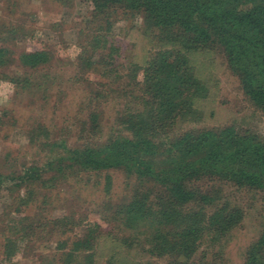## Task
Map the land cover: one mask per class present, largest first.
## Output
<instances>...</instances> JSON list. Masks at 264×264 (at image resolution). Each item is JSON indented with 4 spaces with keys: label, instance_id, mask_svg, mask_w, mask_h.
I'll return each mask as SVG.
<instances>
[{
    "label": "trees",
    "instance_id": "16d2710c",
    "mask_svg": "<svg viewBox=\"0 0 264 264\" xmlns=\"http://www.w3.org/2000/svg\"><path fill=\"white\" fill-rule=\"evenodd\" d=\"M88 1L91 11L79 31L70 79L87 85L86 95L73 104L76 113L58 127L32 113L23 124L6 111L0 115V133L18 125L30 147L43 152L40 162L0 164V189L17 194L0 231L3 260L10 261L21 245L33 242L43 249L48 238L55 243L52 264H97L104 235L141 257L127 263L114 250L103 264H215V258L193 257L204 241L211 246L222 241L244 216L223 192L226 186L254 191L264 203V136L234 124H197L210 85L196 58L219 53L247 100L264 113V0ZM138 16L141 33L157 48L142 62L129 59L109 35L117 18ZM49 57L44 49L15 53L1 43L0 71L16 95L46 94L56 83L40 71L49 67ZM12 64L28 71L9 75ZM96 70L102 82L92 88L89 77ZM108 103L110 121L101 110ZM77 124L79 135L97 142L69 143L67 134ZM108 170L121 171L131 185L111 210L109 231L74 213L55 218L43 212L50 199L44 190ZM75 226L84 227L83 233L71 235ZM41 256L46 258L43 251ZM242 264H264V230L244 251Z\"/></svg>",
    "mask_w": 264,
    "mask_h": 264
},
{
    "label": "rangeland",
    "instance_id": "374dc122",
    "mask_svg": "<svg viewBox=\"0 0 264 264\" xmlns=\"http://www.w3.org/2000/svg\"><path fill=\"white\" fill-rule=\"evenodd\" d=\"M90 11L91 5L88 0H70L66 4L53 0H0V42L15 53L22 49L48 51L49 67L40 71L49 72L50 77L56 78V83L46 94L40 92L32 94L30 91V94L16 95L14 84L3 77L5 70L0 71V115L6 111L7 115L16 116L22 123L32 113L40 116L47 125L56 124L57 127L66 123L67 118L71 119L77 111L74 109V102H78L87 93L85 82L75 83L70 79L76 71L72 62L79 52L77 45L81 38L79 31L85 26L84 18ZM140 25H142L140 16L128 20L117 18L112 22L109 33L111 38L122 46L124 54L137 62H142L157 49L154 41L141 33ZM196 62L202 78L209 81L210 85L208 98L200 102L204 114L197 124L200 126L234 124L264 136V113L247 100L240 89L237 77L229 71L224 58L215 51H208L198 54ZM24 71L28 70L12 64L6 73L20 74ZM89 79L92 88L100 87L99 82H102V79L97 70L91 72ZM32 100L37 102V108L31 106ZM101 106L103 119L110 121L113 116L112 105L108 103ZM67 136L69 143L97 142L95 137L91 138L85 133L79 135V124L74 126ZM42 153L36 147H30L26 132L18 125L11 129L7 128L6 134L0 133L1 165L18 168L24 162L27 164L33 161L40 162ZM106 176H109V182L106 181ZM79 177L78 183L73 182L75 181L73 179L71 183H60L54 188L44 190L50 199L44 204L43 212L55 218L74 213L76 218H85L84 223L97 222L104 232L109 231L112 224L111 210L116 203L122 202L128 196L130 180L119 170L87 173ZM226 187L223 192L228 195L231 204L243 209L244 216L222 241L215 243L214 246L204 241L193 257L194 260L205 255L209 259L215 258L213 259L215 264H242L244 251L264 230V203L257 193ZM16 197V193L13 194L6 188L0 189V231L7 220L4 214L12 210ZM36 199L37 197L35 201ZM106 201L111 202L112 207L106 206ZM83 231L84 227L75 226L71 235H80ZM109 237L103 235L100 238L96 254L97 264H103L108 256L115 253L116 256L123 257V261L127 263L140 259L141 256L135 252L136 250L128 252L116 244L112 245ZM1 240L0 235V264H52L50 253L55 246L52 239L47 238L43 243L40 241L43 249L34 248L33 242L27 246L21 245L10 261L3 260ZM114 250L117 251L113 253ZM40 251L46 254V258L40 257Z\"/></svg>",
    "mask_w": 264,
    "mask_h": 264
}]
</instances>
